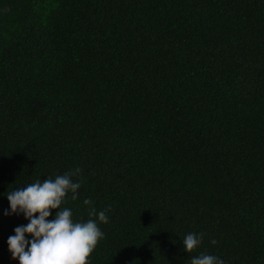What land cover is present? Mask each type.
Instances as JSON below:
<instances>
[{
    "label": "trees",
    "instance_id": "16d2710c",
    "mask_svg": "<svg viewBox=\"0 0 264 264\" xmlns=\"http://www.w3.org/2000/svg\"><path fill=\"white\" fill-rule=\"evenodd\" d=\"M77 168L90 264H264V0H0V264L7 193Z\"/></svg>",
    "mask_w": 264,
    "mask_h": 264
},
{
    "label": "clouds",
    "instance_id": "9594fccd",
    "mask_svg": "<svg viewBox=\"0 0 264 264\" xmlns=\"http://www.w3.org/2000/svg\"><path fill=\"white\" fill-rule=\"evenodd\" d=\"M73 172L47 177L29 183L26 187L7 193L12 213H22L29 221L14 229L15 235L8 237V250L19 264H90V257L104 233L99 223H108L107 210L97 213L93 201L85 199L89 217L87 221L73 219V212L65 207L68 194L71 200L78 199L81 182H74ZM55 216L52 219V211ZM9 213L6 211L5 215ZM28 234L31 239L26 237ZM203 234L189 233L183 239L184 250L192 253L202 243ZM215 243V241H212ZM191 264H225L219 257L201 253L191 259Z\"/></svg>",
    "mask_w": 264,
    "mask_h": 264
}]
</instances>
